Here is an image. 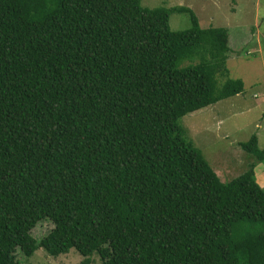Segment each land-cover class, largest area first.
<instances>
[{
	"label": "trees",
	"instance_id": "1",
	"mask_svg": "<svg viewBox=\"0 0 264 264\" xmlns=\"http://www.w3.org/2000/svg\"><path fill=\"white\" fill-rule=\"evenodd\" d=\"M173 12L190 27L172 30ZM229 50L184 5L0 0V264L40 247L79 264H264L253 164L221 181L179 124L243 91ZM238 144L264 162L256 134Z\"/></svg>",
	"mask_w": 264,
	"mask_h": 264
},
{
	"label": "rangeland",
	"instance_id": "2",
	"mask_svg": "<svg viewBox=\"0 0 264 264\" xmlns=\"http://www.w3.org/2000/svg\"><path fill=\"white\" fill-rule=\"evenodd\" d=\"M143 7L184 5L193 10L199 25L225 27L228 31L229 77L244 83L241 93L217 101L179 118L184 138L192 141L221 181H228L249 168L257 183L264 188V162L245 152L238 142L256 134L259 148H264V0H140ZM172 30L190 27L188 13L173 12L169 16ZM52 227L48 218L39 220L31 230L40 239ZM17 257L24 264H79L84 258L75 248L57 256L42 247L29 257ZM99 256L90 255V264H98Z\"/></svg>",
	"mask_w": 264,
	"mask_h": 264
},
{
	"label": "crops",
	"instance_id": "3",
	"mask_svg": "<svg viewBox=\"0 0 264 264\" xmlns=\"http://www.w3.org/2000/svg\"><path fill=\"white\" fill-rule=\"evenodd\" d=\"M229 48L231 49V47L229 46ZM228 57H229V54H228ZM228 59V58H227ZM216 174L218 175V177L220 178L221 176H219L217 170H215ZM221 180V179H220Z\"/></svg>",
	"mask_w": 264,
	"mask_h": 264
}]
</instances>
